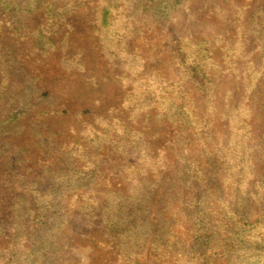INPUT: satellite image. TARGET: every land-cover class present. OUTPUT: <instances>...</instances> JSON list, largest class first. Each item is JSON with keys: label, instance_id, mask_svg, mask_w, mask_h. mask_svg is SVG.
I'll return each mask as SVG.
<instances>
[{"label": "trees", "instance_id": "trees-1", "mask_svg": "<svg viewBox=\"0 0 264 264\" xmlns=\"http://www.w3.org/2000/svg\"><path fill=\"white\" fill-rule=\"evenodd\" d=\"M193 1L0 0V168L7 164L0 264H177L178 206L196 220L180 264H264V179L253 145L264 140V104L252 100L264 90L263 0H218L225 17L206 13L215 19L207 35L168 30L177 80L161 78L130 47L137 38L151 44L172 21L193 29L201 9ZM40 13L62 25L82 15L97 74L86 43L72 33L39 28L24 52L9 41L5 27L29 28ZM223 76L242 83L239 101L230 92L219 103ZM150 79L166 85L161 98L145 91ZM186 81L202 92L201 113L169 95L167 84ZM102 84L121 91L90 105L72 95ZM102 105L106 114L94 113ZM28 142L43 148L35 163ZM113 154L137 158L110 175L100 195V164ZM128 179L137 181L128 186Z\"/></svg>", "mask_w": 264, "mask_h": 264}, {"label": "rangeland", "instance_id": "rangeland-1", "mask_svg": "<svg viewBox=\"0 0 264 264\" xmlns=\"http://www.w3.org/2000/svg\"><path fill=\"white\" fill-rule=\"evenodd\" d=\"M262 4L264 5V0L262 1ZM193 7L194 11L200 7L201 9L196 11L197 16L200 17V20L196 22V24L193 26V29L186 28V24L184 25H178L175 21L170 22V24L167 25L165 31H162V34H160V37L157 38L155 41L153 40L151 44H146L141 38H137L135 41H131L130 47L137 48V53L144 57L145 61L147 62V65L150 69H154L158 75H161V78H164L165 75H168L170 78H175L176 80L180 78L178 76L177 71L175 70L173 60L171 56L168 53L169 49V42H170V36L172 33L169 34L170 31H176L180 35L184 34L186 31H190L193 34H200V35H207L210 33L212 25H214V20H222L225 17V8L223 4H220L218 0H205L203 3V0H194L193 1ZM213 11L214 17L210 18L209 15H205L206 13H209ZM188 14L183 13L180 16V21H183L184 19H187ZM250 17V14L246 15V18L248 19ZM210 19H212V23L210 22ZM67 24H60L58 22H55L53 20H50L44 13L35 14L32 17V24L29 28L27 27H19L16 30H13L9 25L5 27V30L9 31L11 30L13 32V35L9 37V41L14 42L16 45L20 46V52L26 51V49H31L34 46L35 39L34 37L38 34L39 28L45 29L47 31H51L55 37H60L64 33H72V40H76L75 42H84L87 45L88 53L91 57V63H92V69L93 73L97 74V53L93 49L91 45V40L88 39L89 32L86 28V25L83 23V17L80 14H75L70 17L69 22H66ZM176 26H175V25ZM13 27L16 26V24H11ZM65 28V29H63ZM25 30L26 34L21 33L20 31ZM168 30H170L168 32ZM79 34V35H75ZM23 35H26V38L23 37ZM67 35V34H66ZM58 38L57 40H59ZM251 46L253 42H250ZM152 45V46H150ZM32 61V58L31 60ZM218 89L217 93L219 96V103H223V97L226 96L228 93L232 92L231 98L233 99L234 103L236 101L240 100V97L243 96V87L242 83L239 81H232L228 80L225 76L219 78L218 80ZM168 86V92L169 95H171L176 101L186 103L190 108L197 109L199 113H201L202 103H203V97L202 92L197 89V86L193 84L191 81H186L180 86L176 85H170ZM257 92V95L252 96V100L259 102V105L264 104V90L262 89ZM166 90V85H163L160 80L157 79H150L145 91L147 94L155 97L156 99H159L164 94V91ZM231 90V91H230ZM121 89L118 86L113 87L109 84H102L97 87L94 86H88L86 87V90L82 91L75 90L72 95L75 98V101H84L85 104H92L96 101L97 97H107L110 94L111 95H117L120 93ZM77 106V104H74ZM84 106V105H83ZM88 107V106H87ZM208 107V104L206 105ZM100 112V114L105 115L107 112L106 105L99 106L94 109V113ZM203 115L209 114V110H206L203 112ZM154 129L156 131L163 129V125H160L159 123H153ZM30 150L26 149V156L31 157V161L35 163L38 160V155H41L43 153V148L41 147V151L38 150V146H36L35 143L28 142L25 144ZM254 148L257 152V154L260 156V160L257 161V173L259 175V178L264 179V140L262 138H256L253 141ZM29 153V154H28ZM137 154L126 156L121 154H113V155H107L102 159V162L100 164V167L103 171V176L98 177L97 184V193L102 194V191L105 190V185L107 182V179L110 175L116 174L120 170H122L124 167H126L129 163L136 161ZM58 162L55 163V165L58 166ZM7 173V164L6 160H3V163L1 164L0 168V195H2L4 192L7 191V186L5 180V174ZM137 179H128L124 181V183L128 186H133ZM82 192V191H78ZM77 193V191H76ZM94 193V197L95 194ZM73 192L71 191L70 195H72ZM183 206H178L177 209L174 211L175 215V221H176V227H178L177 232L175 234V238L172 240L175 244L174 253L171 254L175 259L178 261L177 264H180V262L183 260V257L188 255V250H190V245L192 242V232L188 233L187 230L190 228H193L196 220L195 218L191 217L190 209ZM70 219L74 222L76 217L73 215L70 217ZM69 228V227H68ZM72 230L73 227L70 226L68 231L63 235V243L66 246H69L72 243ZM187 232V234H186ZM153 234H151L149 239H152ZM155 254L153 253L152 249L150 248L147 251V261L154 258ZM215 264H224L222 261H217Z\"/></svg>", "mask_w": 264, "mask_h": 264}]
</instances>
